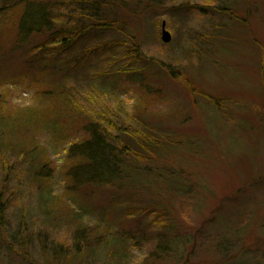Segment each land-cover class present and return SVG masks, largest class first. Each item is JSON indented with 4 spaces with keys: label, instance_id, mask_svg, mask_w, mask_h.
Here are the masks:
<instances>
[{
    "label": "rangeland",
    "instance_id": "1",
    "mask_svg": "<svg viewBox=\"0 0 264 264\" xmlns=\"http://www.w3.org/2000/svg\"><path fill=\"white\" fill-rule=\"evenodd\" d=\"M83 1L0 0V264H264V0H112V28L74 36L63 20ZM32 7L44 11L38 30L22 28ZM62 28L74 44L48 49ZM107 118L158 139L150 159L66 187L70 145L86 120ZM111 131L138 152L148 142ZM79 202L81 229L95 227L89 253L58 262L51 248L74 246Z\"/></svg>",
    "mask_w": 264,
    "mask_h": 264
},
{
    "label": "trees",
    "instance_id": "2",
    "mask_svg": "<svg viewBox=\"0 0 264 264\" xmlns=\"http://www.w3.org/2000/svg\"><path fill=\"white\" fill-rule=\"evenodd\" d=\"M79 3V2H78ZM85 4L84 7H80L82 10L81 14L77 17L76 20H74L73 23H70L71 18L63 20L62 27H64V24L69 23L67 26H70L67 28L69 30L68 33L74 32V36H78L79 34H83L84 36L88 33L95 35L97 30L99 29H105V28H112L113 22H110V20L107 19V14L109 10L108 8H114L115 3L110 0L109 3L99 2L95 0H84L82 2ZM106 7H104V5ZM108 5V6H107ZM111 13V12H109ZM43 16L44 11L42 9H38L37 7L29 8L26 13H24V16L22 18L21 24L24 25L22 28L28 30H38L40 28V24L43 23ZM118 28V26L114 27ZM63 32L56 31L52 33L51 41H49L48 49L53 50H64L67 51L72 44H74V37L71 38H60L64 34H67L65 28L61 29ZM62 34V35H60ZM57 39V40H56ZM60 39V40H58ZM47 44H44L42 47H46ZM66 49V50H65ZM39 51L43 52V49L40 48ZM132 53H135V57L139 58L140 52L138 48L131 49ZM40 52V53H42ZM44 53V52H43ZM43 55V54H41ZM123 73V72H122ZM126 74V71L124 72ZM218 103V102H216ZM105 119V118H104ZM86 120L87 122L84 123L83 126V132L86 134V136L77 142H73L70 145L69 152L75 157H78L75 161V164L70 169L66 170L65 178L66 187L70 185V188L78 191L83 184L88 185H103L107 182L109 183L113 176L120 177V164L121 162L125 161L128 162V159L135 158L139 160H148L151 156V150L156 146V144H152V139L154 142H159L158 139H155L154 137L150 136L148 134L147 137L144 135L146 133H149L147 131H144L142 129L137 128H131L124 127L116 123L112 118H107V120ZM106 121V122H105ZM111 129L115 130H122L125 131L126 134H129L130 138L135 140V138L140 137L143 141L147 140V144L144 142L143 145H141V152H138L135 150L134 147H131L128 144L122 143L121 139L118 138V135L114 134ZM157 140V141H156ZM151 143V145H150ZM126 175L128 172H125ZM36 177H44L46 181L49 180L50 175H41V174H35ZM107 183V184H108ZM41 194L39 195V207L41 208V211L45 212V216L48 219H51L53 216V207H56V204L54 202L51 203L50 199V192L49 189L43 187L41 189ZM67 193H69V188H67ZM7 199L4 198L3 193H0V229L4 227L5 223V217L4 214L6 212L7 208ZM80 207H77L76 211H70L71 214V221L77 222L79 225H77V229L75 230V242L74 246L70 249L69 247L62 245L60 251L55 250L54 248H51L52 256L54 259H57L58 262L62 261L65 258L67 259L66 255H71L70 252H72L73 255H75L74 259L81 263L83 259L86 258V256L89 253V247H90V234L91 230H94L93 228H88L84 226V228L81 229V217L82 212H84L82 203H80ZM57 209V208H56ZM88 210V209H87ZM66 209H62L61 207L58 208V212L61 213L63 216L65 215ZM55 214V213H54ZM84 217V216H83ZM24 218V215L22 216ZM83 221V220H82ZM24 223L22 220L20 221V224ZM20 229H26L25 225H22L19 227ZM88 229V230H86ZM42 233V232H41ZM39 234V236L41 235ZM83 237H81V235ZM18 243H20V246H23L25 241L29 240V235L27 234V231H18ZM40 238V237H39ZM41 239V238H40ZM112 240L118 241V238L114 235L111 237ZM111 239L108 238L105 243L110 242ZM41 243V242H40ZM45 245V244H44ZM42 243V248L44 251H47V247L44 246ZM163 250L167 249L164 246H161ZM88 250V251H87ZM68 251H70L68 253ZM65 257V258H64ZM66 262H69L66 260Z\"/></svg>",
    "mask_w": 264,
    "mask_h": 264
},
{
    "label": "water",
    "instance_id": "3",
    "mask_svg": "<svg viewBox=\"0 0 264 264\" xmlns=\"http://www.w3.org/2000/svg\"><path fill=\"white\" fill-rule=\"evenodd\" d=\"M161 39H162V41H164L166 43L171 40V35L168 32V30L166 29L165 21H163L161 24Z\"/></svg>",
    "mask_w": 264,
    "mask_h": 264
}]
</instances>
